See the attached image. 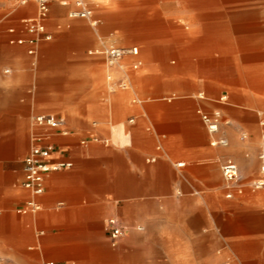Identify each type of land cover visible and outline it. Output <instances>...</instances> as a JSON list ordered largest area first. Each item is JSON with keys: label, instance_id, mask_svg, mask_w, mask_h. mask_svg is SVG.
Listing matches in <instances>:
<instances>
[{"label": "crops", "instance_id": "crops-1", "mask_svg": "<svg viewBox=\"0 0 264 264\" xmlns=\"http://www.w3.org/2000/svg\"><path fill=\"white\" fill-rule=\"evenodd\" d=\"M15 1L0 0V264H222L229 245L264 264V188L250 186L261 177L264 45L244 27L259 3L87 0L91 26L68 17L74 0H50L51 39L29 54L22 20L37 6ZM107 45L138 48L127 72L105 64ZM199 111L218 113L216 133ZM36 115L63 118L66 133ZM33 135L54 145L51 162L71 163L46 173L36 197L22 186ZM221 137L226 146L213 144ZM226 160L238 185L223 180ZM31 198L39 209L20 211ZM109 217L124 227L119 246Z\"/></svg>", "mask_w": 264, "mask_h": 264}, {"label": "built area", "instance_id": "built-area-1", "mask_svg": "<svg viewBox=\"0 0 264 264\" xmlns=\"http://www.w3.org/2000/svg\"><path fill=\"white\" fill-rule=\"evenodd\" d=\"M31 0H16L17 4L25 5ZM36 3L37 12L34 17L23 19L22 23L27 33L30 34L28 42L32 45V48L28 50L29 54L35 53V46L43 41L50 40L51 36L46 32L45 20L47 19L49 13L50 0H32ZM68 17L75 19H85L89 22L91 26H96L99 23V19L93 17V10L89 7L87 0H74V7L68 12ZM12 31V29H11ZM22 44L24 39L19 38L12 40ZM101 54L104 57V62L107 66L119 65L123 69L122 59L125 55H138V48L136 46L132 47H118L116 45H107L101 49ZM138 62L131 64L132 69L138 67ZM7 71V70H5ZM127 72V70H126ZM118 85L121 87L125 86L124 83L120 82ZM201 115L202 122L204 123L207 131L214 134L219 128V115L218 113H213V115H208L199 111ZM33 122L36 126H46L52 128H58L63 133L65 121L61 117H56L53 115H36L33 117ZM213 144H220L226 146L228 144L227 139L221 137L213 142ZM55 147L51 143L43 142V138L39 135H33L31 138V146L28 153L23 160V180L22 186L27 189L33 197L41 195L44 191L43 180L44 175L50 171H55L71 166L70 162L66 161H55L51 162L50 157ZM259 161V172L261 177L256 180H252L250 186L252 189H262L264 188V143L258 153ZM221 174L224 182L228 186L238 185L239 183V171L237 165L232 160H226L221 164L220 167ZM238 191H241V187H237ZM231 193L227 194L230 197ZM39 209V205L36 203L34 198L28 199L25 207L21 208L20 211H36ZM106 230L108 232L111 245L115 246L119 239L124 234V227L120 220L116 217H109L105 223ZM141 229V228H140ZM43 264H60L55 261H45Z\"/></svg>", "mask_w": 264, "mask_h": 264}, {"label": "rangeland", "instance_id": "rangeland-1", "mask_svg": "<svg viewBox=\"0 0 264 264\" xmlns=\"http://www.w3.org/2000/svg\"><path fill=\"white\" fill-rule=\"evenodd\" d=\"M256 1L259 3L258 5L255 6V9L259 13V18H254L251 21H245L244 27L251 26L254 29H256V31L258 32L257 39L261 45H264V0H256ZM15 3H16V1H15ZM244 38H246V37H244ZM124 68L127 70L126 66H124ZM30 134H31V130L28 132V142H29ZM118 242H119V244H118V246H119L122 241L119 240ZM238 254L239 253L237 252V250H235L234 247L229 245L228 258L223 260L222 264H251L252 261H250V260L246 261V260H242V259H235L232 257V256L236 257ZM156 262H158V261H156ZM159 263L160 262H158L156 264H159ZM160 264H162V262Z\"/></svg>", "mask_w": 264, "mask_h": 264}, {"label": "bare ground", "instance_id": "bare-ground-1", "mask_svg": "<svg viewBox=\"0 0 264 264\" xmlns=\"http://www.w3.org/2000/svg\"><path fill=\"white\" fill-rule=\"evenodd\" d=\"M216 141V140H213V142Z\"/></svg>", "mask_w": 264, "mask_h": 264}]
</instances>
